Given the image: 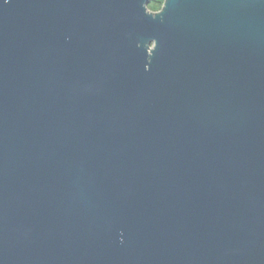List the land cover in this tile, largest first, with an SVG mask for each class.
Instances as JSON below:
<instances>
[{"label":"water","instance_id":"1","mask_svg":"<svg viewBox=\"0 0 264 264\" xmlns=\"http://www.w3.org/2000/svg\"><path fill=\"white\" fill-rule=\"evenodd\" d=\"M0 264H264V0H0Z\"/></svg>","mask_w":264,"mask_h":264},{"label":"trees","instance_id":"2","mask_svg":"<svg viewBox=\"0 0 264 264\" xmlns=\"http://www.w3.org/2000/svg\"><path fill=\"white\" fill-rule=\"evenodd\" d=\"M164 0H148V8L151 11H158L163 5Z\"/></svg>","mask_w":264,"mask_h":264}]
</instances>
